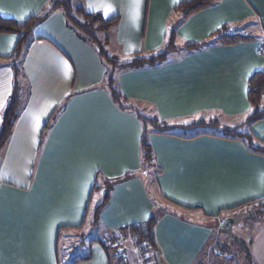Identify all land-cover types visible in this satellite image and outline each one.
Returning <instances> with one entry per match:
<instances>
[{
  "label": "crops",
  "instance_id": "obj_1",
  "mask_svg": "<svg viewBox=\"0 0 264 264\" xmlns=\"http://www.w3.org/2000/svg\"><path fill=\"white\" fill-rule=\"evenodd\" d=\"M52 1L0 0V15L24 21L43 14ZM179 1L71 3L86 11L91 3L89 12L104 18L118 16L97 36L104 39L106 53L123 63L134 53L164 48L167 32L179 21L174 10ZM175 26L176 48L166 60L138 69L113 68L68 25L61 9L32 29L16 61L21 108L0 149V264H61V240L78 237L69 248H80L90 232L97 235L90 237L87 253L71 263L114 264L113 250L108 253L103 239L151 216L160 264L232 261L233 256L217 252L212 223L264 201V154L217 136L207 123L242 125L264 147V118L245 123L248 79L264 71V0H217ZM237 28L253 39L185 46ZM17 41L15 33H0V125L13 90L11 56ZM109 72L132 108L177 125L173 134L148 129V163L140 148L143 124L133 109L113 101ZM126 174L131 176L113 186L94 223L106 182ZM255 223L246 245L250 257L240 255L237 264H264V215ZM126 246L133 260V244Z\"/></svg>",
  "mask_w": 264,
  "mask_h": 264
},
{
  "label": "trees",
  "instance_id": "obj_2",
  "mask_svg": "<svg viewBox=\"0 0 264 264\" xmlns=\"http://www.w3.org/2000/svg\"><path fill=\"white\" fill-rule=\"evenodd\" d=\"M217 0H180L175 6L174 10L179 14L178 24L186 20L189 16L198 12L201 9L207 8L216 3ZM61 9L64 13L68 25L73 28L80 36L88 39L92 42L99 55L109 63L113 68L121 69H138L145 66H155L166 60L167 54L170 50L176 48L175 41V24L171 26L167 32V42L164 48L156 53L148 55L142 53H134L130 59L126 62L119 63L115 56L108 55L103 47V41L97 36V33H103L109 30L118 21V16L111 18H104L101 14L95 12L86 11L82 6H72L71 0H53L50 3V7L43 14L38 16H31L24 21H17L12 18H6L0 15V33H15L18 35V41L16 43L14 53L11 56L12 64L15 71V79L13 84V90L9 97L8 103L4 108L0 125V149L5 144L6 140L12 132V127L18 112L21 108V88L17 81V77L20 70L16 64V61L21 54L22 50L27 46L31 40L32 29L42 22L54 9ZM253 37L245 35L240 30L234 29L228 31L222 29L215 33L210 39L187 43L185 46L188 48L200 49L215 43L220 44H234L238 42H244L252 40ZM248 100L250 103V113L245 121L246 124H251L257 120L264 118V71L254 72L248 79ZM107 86L113 101L122 108L133 109L143 124V131L140 140V148L142 151V159L144 163H148L152 159V151L147 141L148 129L151 127L156 133L159 134H173V129L177 125L170 124L167 121L157 117H147L141 114L131 105L126 103L124 96L113 85V74L111 72L107 75ZM213 130H216V135L227 139L240 140L246 144L248 150L257 154H264V147L256 141L250 132L242 131L240 126H219L217 121L207 123ZM131 175L126 174L123 177L113 179L106 182V188L101 202L95 207L94 220L95 223L98 219L99 212L103 206L107 203L109 198V192L113 186L119 182L127 180ZM259 206H262L264 212V201H260ZM156 223L155 216H151L146 222L141 224H132L126 228V230L132 234L135 238V243L144 250L155 252L157 251L156 243L154 241L153 228ZM122 232H124L122 230ZM108 251H112L111 248L105 247ZM242 252V251H241ZM243 254L246 257H250L249 251L244 250ZM114 255V254H113ZM58 262L60 259L58 256ZM73 263L76 261H72ZM71 263V264H73ZM157 264V263H156ZM251 264V263H247Z\"/></svg>",
  "mask_w": 264,
  "mask_h": 264
},
{
  "label": "rangeland",
  "instance_id": "obj_3",
  "mask_svg": "<svg viewBox=\"0 0 264 264\" xmlns=\"http://www.w3.org/2000/svg\"><path fill=\"white\" fill-rule=\"evenodd\" d=\"M100 39L104 41L103 38ZM97 203L98 201H96L95 199L92 205L94 206ZM262 209H263L262 206H259V204L254 203L249 205L248 207H244L241 210L235 211V213L233 214H236V220L238 222L232 225L229 232L219 229L218 220L213 221L212 223L213 236L216 239L215 248L217 247V252H219V254H224L229 257L233 256L232 257L233 259H231L232 261H229L228 264H237L238 261H240L241 259L240 255H243V251L246 250V245L249 242L251 232L253 231V228L256 226L255 219L262 218L264 215ZM258 216H262V217H258ZM85 231L89 232L90 231L89 227H87V230ZM96 235H97L96 232H92V233L90 232L86 234L84 237V243L80 248L79 247H73L72 249L69 248L70 245H75V242H77V239H79L78 237L75 238V236H72L70 239L66 240L65 242L64 240H61L60 250H59V254L61 257L60 260L62 261L61 264H70L73 259L84 256L88 250L87 243H89L88 241L90 237H95ZM212 241L213 240H211V243H213Z\"/></svg>",
  "mask_w": 264,
  "mask_h": 264
},
{
  "label": "built area",
  "instance_id": "obj_4",
  "mask_svg": "<svg viewBox=\"0 0 264 264\" xmlns=\"http://www.w3.org/2000/svg\"><path fill=\"white\" fill-rule=\"evenodd\" d=\"M127 241L133 244L135 257L133 260L127 256ZM105 247L113 250L115 263L114 264H155L152 251L141 249L136 243L135 238L129 232H118L109 236L102 241Z\"/></svg>",
  "mask_w": 264,
  "mask_h": 264
},
{
  "label": "water",
  "instance_id": "obj_5",
  "mask_svg": "<svg viewBox=\"0 0 264 264\" xmlns=\"http://www.w3.org/2000/svg\"><path fill=\"white\" fill-rule=\"evenodd\" d=\"M237 222L238 221L236 220V214L225 216L219 223V229L229 232L232 225L236 224ZM154 258L156 263L160 264V259L157 252L154 253Z\"/></svg>",
  "mask_w": 264,
  "mask_h": 264
},
{
  "label": "snow or ice",
  "instance_id": "obj_6",
  "mask_svg": "<svg viewBox=\"0 0 264 264\" xmlns=\"http://www.w3.org/2000/svg\"><path fill=\"white\" fill-rule=\"evenodd\" d=\"M176 2H177V0H173V3H176ZM88 10H89V11L94 10V9H93V5H92L91 3H89V5H88ZM17 19H21V20H23V19H24V16H19V17H17ZM217 27H219V25H217ZM65 95H68V93H65ZM0 106H2V102H0ZM249 111H251V109H249ZM42 114H46V113H42ZM34 119L36 120L37 123H39L40 115H36V116L34 117ZM145 218H147V217L145 216Z\"/></svg>",
  "mask_w": 264,
  "mask_h": 264
}]
</instances>
